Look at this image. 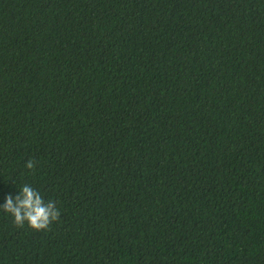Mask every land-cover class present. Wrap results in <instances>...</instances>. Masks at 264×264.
Listing matches in <instances>:
<instances>
[{"label":"trees","instance_id":"obj_1","mask_svg":"<svg viewBox=\"0 0 264 264\" xmlns=\"http://www.w3.org/2000/svg\"><path fill=\"white\" fill-rule=\"evenodd\" d=\"M24 184L61 215L0 208V264H264V0H0V206Z\"/></svg>","mask_w":264,"mask_h":264},{"label":"clouds","instance_id":"obj_2","mask_svg":"<svg viewBox=\"0 0 264 264\" xmlns=\"http://www.w3.org/2000/svg\"><path fill=\"white\" fill-rule=\"evenodd\" d=\"M36 162L30 159L26 168L35 170ZM14 218L16 226L22 227L26 222L36 231L50 230L51 225L58 221L61 215L54 201H45L40 192L28 184L13 198L8 195L6 203L0 206Z\"/></svg>","mask_w":264,"mask_h":264}]
</instances>
